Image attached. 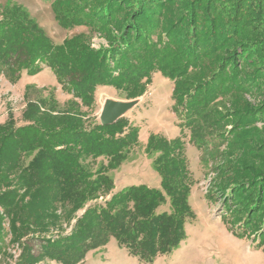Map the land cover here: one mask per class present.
I'll list each match as a JSON object with an SVG mask.
<instances>
[{"label": "trees", "instance_id": "1", "mask_svg": "<svg viewBox=\"0 0 264 264\" xmlns=\"http://www.w3.org/2000/svg\"><path fill=\"white\" fill-rule=\"evenodd\" d=\"M51 1L58 25L79 31L60 45L21 6L0 10V73L18 82L52 69L70 96L66 110L54 95L28 101L23 125L12 115L0 125V254L6 222L22 251L18 264H82L112 238L141 261L170 253L196 217L185 131L201 148L209 135L226 138L227 123L238 152L217 187L228 194L227 214L241 237L256 236L264 247V156L250 137L264 122V0ZM97 36L107 47H92ZM155 72L174 83L181 135L149 140L161 189L115 191L110 173L137 145L138 130L126 117L104 126L88 112L101 87L143 97ZM32 239L40 241L37 255Z\"/></svg>", "mask_w": 264, "mask_h": 264}, {"label": "rangeland", "instance_id": "2", "mask_svg": "<svg viewBox=\"0 0 264 264\" xmlns=\"http://www.w3.org/2000/svg\"><path fill=\"white\" fill-rule=\"evenodd\" d=\"M14 5L21 6L54 44L60 45L79 32L77 29L67 31L58 25L51 0H0V10ZM107 43L101 36L94 37L91 41L92 47L96 49L107 47ZM52 95L60 109L66 110L70 96L61 88L52 69H43L36 75L24 74L18 82H12L5 74L0 73V125L5 124L10 115L18 125H23L22 114L27 102L50 98ZM173 96V81L160 72H155L149 90L140 98L139 104L125 114L130 125L138 130V143L122 165L110 173L116 186L115 191L141 185L161 189L162 179L155 167L159 154H149L148 143L153 135L163 136L168 140H175L181 135L182 119L176 113ZM108 101L133 102L114 88L101 87L97 92L94 109L88 112L90 120H100L101 110ZM231 101V98L226 99L219 104V108L229 110ZM228 124L230 123L224 127V132H228L226 138L209 135L201 148L190 140L189 130L185 131L188 135L187 158L194 179L190 205L196 217L186 223L185 238L175 249L153 261H141L131 256L112 238L106 246L90 252L82 264H264V247L259 241H255L256 236L241 237L240 228L230 222L231 216L227 214L225 203L228 194L217 187L222 173H225L227 159L232 153L238 152L229 145L232 126ZM250 137L260 145L259 156H264V122H258L250 129ZM255 163L260 165L263 162L259 158ZM82 214L80 212L79 216ZM74 223L75 220L71 224H64L65 234L71 232ZM8 230L9 223L6 222V249L0 254V264H18L22 251L18 245L12 244ZM27 244L34 255L39 253V240L32 239ZM37 264L59 263L44 260Z\"/></svg>", "mask_w": 264, "mask_h": 264}, {"label": "water", "instance_id": "3", "mask_svg": "<svg viewBox=\"0 0 264 264\" xmlns=\"http://www.w3.org/2000/svg\"><path fill=\"white\" fill-rule=\"evenodd\" d=\"M140 102V98L133 100V102L122 103L108 101L100 113V122L102 125H112L120 118L124 117L130 110H132Z\"/></svg>", "mask_w": 264, "mask_h": 264}]
</instances>
